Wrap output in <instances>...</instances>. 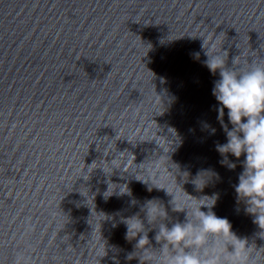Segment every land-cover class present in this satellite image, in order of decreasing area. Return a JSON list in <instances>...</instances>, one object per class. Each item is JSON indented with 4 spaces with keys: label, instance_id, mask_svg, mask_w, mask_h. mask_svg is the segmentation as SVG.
Wrapping results in <instances>:
<instances>
[{
    "label": "clouds",
    "instance_id": "9594fccd",
    "mask_svg": "<svg viewBox=\"0 0 264 264\" xmlns=\"http://www.w3.org/2000/svg\"><path fill=\"white\" fill-rule=\"evenodd\" d=\"M233 64L236 65V60ZM206 66L214 75L219 72L220 77L214 82L212 95L221 106L219 119L227 142L217 144V151L225 159L228 154L237 159L244 156V170L239 175L235 192L238 201L247 205V213L254 216V223L264 229V63L253 62L247 69L229 68L225 57L215 55ZM225 109L231 129L223 123ZM229 166L235 168L234 164ZM209 199L213 203L200 205L192 211L191 217L187 207L176 210L188 209L185 222L174 223L170 228L160 224L155 236L158 243L162 242L158 251L146 247L149 245L147 234L140 236L136 248L141 250V264H252L247 240L238 238L232 232L230 222L210 210L216 198ZM202 206L208 207L209 211H201ZM166 217V211L164 208L161 211L159 205L147 206L150 223ZM129 220L135 222L130 224ZM129 220V238L144 232L138 218ZM130 232L134 235L130 236Z\"/></svg>",
    "mask_w": 264,
    "mask_h": 264
}]
</instances>
